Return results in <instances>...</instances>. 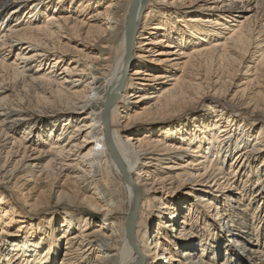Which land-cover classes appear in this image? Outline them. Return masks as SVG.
<instances>
[{
  "label": "bare ground",
  "instance_id": "6f19581e",
  "mask_svg": "<svg viewBox=\"0 0 264 264\" xmlns=\"http://www.w3.org/2000/svg\"><path fill=\"white\" fill-rule=\"evenodd\" d=\"M221 1L0 0V182L62 206L0 190V264H264V11Z\"/></svg>",
  "mask_w": 264,
  "mask_h": 264
},
{
  "label": "rangeland",
  "instance_id": "374dc122",
  "mask_svg": "<svg viewBox=\"0 0 264 264\" xmlns=\"http://www.w3.org/2000/svg\"><path fill=\"white\" fill-rule=\"evenodd\" d=\"M249 1L251 3V5H250L251 9L248 10V11L243 12L242 13L244 15L243 17H247L249 19L252 18L251 20H253V22L254 21L255 22L256 21L260 22V17H259L260 13L257 10H261L260 12L264 11V0H259V1L256 0L255 2H254V0H224V1L218 2L217 6H218V8H221V9H226L228 7H232L233 8L235 6L242 7L245 4H247ZM257 1H258V3H260V4H258L259 7L256 4ZM173 4H175V2H173L171 6H174ZM257 18H258V20H257ZM2 30H3V27L0 26V33L2 32ZM87 52L89 54H96V50L94 52H92L91 50H87ZM14 56H15L14 53H12V52L9 53L5 57L6 62L7 63L14 62L15 61L14 60ZM155 57H158V56H153V58H155ZM263 104L264 103H262V105ZM124 115H125L124 113L123 114L120 113V115H119L121 117L120 121L122 122L123 125L127 121V119L124 117ZM130 133H131L130 130L123 131V137L126 138V136L130 135ZM230 162L231 161L229 160V161H225L223 163V167L225 168V170H224L225 173L226 172L230 173L229 171L232 169V167H229ZM229 176L230 175H228V177ZM113 177L115 179V181H114V205H113V207L110 210H102V211H99V212H94V211L92 212L91 211V214L88 215V216L92 219V221L94 223L98 222V221L112 220L113 223H115V227H116L117 233L120 235L122 233V230H123L124 224H125L124 215H125V213L127 212L128 208H129V204H128V189H127L126 183L122 179H120L119 176H117L115 173H113ZM221 180H223V179H221ZM231 181H234L233 177H232ZM232 186H233V184H232ZM232 188H233V192H230V191L226 192L225 191L224 193L227 194V195H232V193L237 191V189H234V187H232ZM0 190L5 192V194H7L8 197L13 200V203L19 209L25 211L26 213H29V211H36L37 213L32 217V219H36V218H38L39 216H41L43 214L49 215L50 213H53V212L60 213V211L62 209L61 208L62 206H61L60 203L59 204H55L54 206L53 205L38 206V207L35 206L36 208L34 209V208H32L30 206V203L33 202V199L28 198L26 196V194H24V193L21 194L20 190L17 187H15L13 185H10V184H7L5 182H0ZM41 200L42 199H40V201ZM249 201H250V197L248 196L246 199L241 200V203H242V206H245L247 204V207L249 209L247 215L251 219L254 206H251L252 204H250L251 202H249ZM218 206H219V204H218ZM81 208L83 210H88L90 212V210L88 208L84 207V206H82ZM84 214H85V212H84ZM261 216H262V214H261ZM254 225L256 226V230H257V235H256L257 237L255 238V242H258V244L261 247H264V222H263L262 219H261L260 222H259V220H256L254 222ZM203 235H204V233H203ZM203 235H202V238H203ZM197 241H198V239H197ZM223 251H225L227 253L226 254L223 253L221 257L219 255L217 258H214L216 260L215 264H222V263H225V262L227 264L228 263L232 264L233 261H234V258L238 257V253H237V255L233 254V252L230 251L229 249H224ZM62 253H63V248H61L60 251H59V257H60V255H62ZM227 259H228V261H227ZM257 262H259V260H255V262H253L252 264H257Z\"/></svg>",
  "mask_w": 264,
  "mask_h": 264
},
{
  "label": "water",
  "instance_id": "95a60500",
  "mask_svg": "<svg viewBox=\"0 0 264 264\" xmlns=\"http://www.w3.org/2000/svg\"><path fill=\"white\" fill-rule=\"evenodd\" d=\"M107 143H108V147H109V149L111 150V152H112L114 158L119 162V159H118V157H117V155H116V153H115V151H114V148L112 147L111 143L109 142V140L107 141Z\"/></svg>",
  "mask_w": 264,
  "mask_h": 264
}]
</instances>
